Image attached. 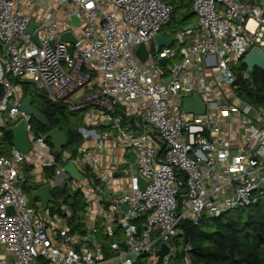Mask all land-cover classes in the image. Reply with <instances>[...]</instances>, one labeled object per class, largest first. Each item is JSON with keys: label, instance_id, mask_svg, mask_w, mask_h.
<instances>
[{"label": "built area", "instance_id": "1", "mask_svg": "<svg viewBox=\"0 0 264 264\" xmlns=\"http://www.w3.org/2000/svg\"><path fill=\"white\" fill-rule=\"evenodd\" d=\"M190 1L196 25L164 34L173 43L157 50L173 12L163 0H0V137L22 122L30 143L0 154V264H157L163 244L167 264L181 222L221 217L264 192V98L241 96L260 70L242 59L264 52V0ZM142 44L145 61L135 54ZM28 84L84 113L75 154L32 130L20 109ZM190 96L203 113L184 110ZM26 184L79 192L81 226L61 198L59 213L32 204Z\"/></svg>", "mask_w": 264, "mask_h": 264}, {"label": "trees", "instance_id": "2", "mask_svg": "<svg viewBox=\"0 0 264 264\" xmlns=\"http://www.w3.org/2000/svg\"><path fill=\"white\" fill-rule=\"evenodd\" d=\"M168 3L173 7L170 22L175 20L177 14H180L187 23L190 22V17L194 14L190 0ZM252 78L255 81L254 89L243 87L241 96L247 102L255 104L264 98V72L255 70ZM27 88L26 85L24 87L26 96ZM41 93L42 95L38 94L43 102L35 105L36 108L46 115L53 128L57 127L66 134L68 143L64 149L75 154L83 139L77 129L69 125V119L78 112L68 111L65 105L52 102L43 92ZM41 129L40 133L48 131L45 127ZM0 140V154L5 155L8 152V145L12 144L11 134L3 130ZM56 156L59 157L60 154L57 153ZM180 178L181 193L184 194L183 177ZM51 197L53 200L63 199V203L69 207L74 219L78 221L74 228L81 226L80 220L83 219L85 204L79 192L70 194L55 187L51 191ZM238 210L246 211L244 216L227 217L225 213L218 218H203L196 225L190 221L181 222L180 234L174 238L175 247L181 248L175 251L168 263L173 261L175 264H185L184 257L189 256L191 264H264V192L257 195L256 201L250 206ZM187 245L191 250L185 252ZM135 264H142V261L138 259Z\"/></svg>", "mask_w": 264, "mask_h": 264}, {"label": "water", "instance_id": "3", "mask_svg": "<svg viewBox=\"0 0 264 264\" xmlns=\"http://www.w3.org/2000/svg\"><path fill=\"white\" fill-rule=\"evenodd\" d=\"M73 24L78 25L77 18H73ZM193 27L192 24H188L184 29H191ZM35 28L34 24H30L27 32H31ZM36 39V37H35ZM62 40L74 42L75 39L71 33H65L62 35ZM154 42L157 46V50H160L161 47H170L173 43L172 39L164 34H157L154 37ZM70 52H72V48H70ZM136 56L141 60L145 61L147 56V50L145 45H140L135 52ZM169 62V59H160L159 64L162 66H166ZM242 63L246 65L248 71H252L254 67L259 68L260 70H264V52L261 50L254 48L249 54H247L243 59ZM183 108L185 111L194 112L197 114H201L204 112L205 107L203 103H201L195 96L185 97L183 99ZM20 109L31 115L33 120L38 122L41 126L48 129L46 132L47 138H49L50 144L53 146V150L55 152H59L63 147H65L68 143L66 134L60 130L59 128H53L50 124L49 120L47 119L46 115L43 114L36 106L33 104V101L29 97H25L23 102L20 105ZM196 127H191V133L194 134ZM6 132L11 134L12 137V145L17 149L21 150L22 152H27L30 148V143L28 141L27 133L24 128V124L21 122L19 125L11 128H7ZM205 133V132H204ZM205 135H207L205 133ZM65 170L68 173H74L80 178H82V174L77 171V169L69 163ZM140 186L143 189L145 186V181L143 179L139 180ZM35 198H37L40 202L42 209L46 210L49 203L56 205L57 207L61 206V202L58 200L51 199V185L45 184L43 186L38 187L35 189L34 192ZM122 208L124 210L127 209L126 205H123ZM8 213L13 212L12 207L7 208ZM228 213V212H226ZM169 252V246L166 244L162 245V248L157 252L158 263H163V257ZM134 260H136V255H133Z\"/></svg>", "mask_w": 264, "mask_h": 264}, {"label": "rangeland", "instance_id": "4", "mask_svg": "<svg viewBox=\"0 0 264 264\" xmlns=\"http://www.w3.org/2000/svg\"><path fill=\"white\" fill-rule=\"evenodd\" d=\"M170 1V2H174V3H179L181 2L182 0H167V2ZM190 22L187 23L185 20L182 19V16L180 14H177L175 16V20L172 21V22H169L166 26H164L161 30H160V33L161 34H166V35H169L171 36V38H173L175 36L176 33L178 32H181L184 30V28L188 25V24H192L193 26L196 25V16L195 14H193L191 17H190ZM174 61H181V58L179 55H177V57L174 59ZM238 69V70H236ZM235 69V73L237 74H240L241 72L245 71L246 68L241 64L239 63L238 67ZM27 97L31 98L32 101H33V104L34 105H38L40 103H42V99L41 97L39 96L38 93H41V91L39 92V90H37L35 88V86L33 84H28L27 85ZM38 92V93H37ZM83 115L84 113L83 112H78L76 113L73 117H70L69 119V125L72 126L73 128H81L83 127ZM31 128L32 130L35 132V133H40L42 131L41 128H44L43 126H41L38 122H36L35 120H33L31 122ZM0 143H1V140H0ZM10 146L8 145V148ZM7 148V150H8ZM130 159L132 158L131 155H129ZM61 190H67L69 188V186H66V187H59ZM24 191L25 193L27 194L30 202L33 204L37 201V198H35L34 196V192H35V189H36V186H32L30 184H26L24 186ZM48 208L50 209V211L52 213H59L60 212V208L55 206L54 204L52 203H49V206ZM246 211H243V210H232L230 212H228L226 214L227 217H239V216H244ZM83 214V213H82ZM120 235L122 234L121 232L119 233ZM122 237V235H121ZM119 236V238H117V241H123V239ZM111 240L110 239H102V243L104 244L105 248H107L108 246V243L110 242ZM180 246H176L175 247V251L176 250H180ZM139 261H142V264H145V260L142 259V258H139ZM168 264H175L173 261H171L170 263Z\"/></svg>", "mask_w": 264, "mask_h": 264}]
</instances>
